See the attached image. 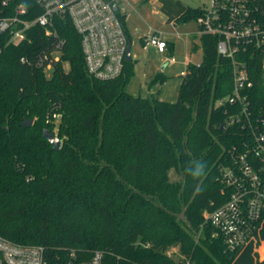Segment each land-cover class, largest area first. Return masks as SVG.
<instances>
[{"label": "trees", "instance_id": "1", "mask_svg": "<svg viewBox=\"0 0 264 264\" xmlns=\"http://www.w3.org/2000/svg\"><path fill=\"white\" fill-rule=\"evenodd\" d=\"M200 15L188 8L177 22ZM55 30L48 37L33 27L0 54V236L43 247L53 264L96 251L101 264H264V225L237 253L202 217L226 199L216 164L242 135L214 107L231 91V63L217 54L216 37L200 35L202 61L186 65L176 101L167 102L126 91L132 61L114 80L88 76L71 22L56 18ZM262 59L258 51L247 62L256 84H264ZM162 80L158 73L148 84ZM250 95L264 104V90Z\"/></svg>", "mask_w": 264, "mask_h": 264}, {"label": "built area", "instance_id": "2", "mask_svg": "<svg viewBox=\"0 0 264 264\" xmlns=\"http://www.w3.org/2000/svg\"><path fill=\"white\" fill-rule=\"evenodd\" d=\"M124 12L118 0H0V54L4 46L23 42L33 27L56 37L55 19L65 17L80 36L87 75L114 80L122 73L128 45L120 18ZM195 22L200 35L216 37L217 54L231 63V91L217 99L214 107L227 115L226 126L242 133L216 164L226 199L204 210L202 217L213 228L212 236L220 237L228 251L238 253L256 241L264 225V104L253 103L250 95L255 88L260 95L264 84L254 83L247 67L255 52L264 54V0H209ZM149 47L163 54L167 41L160 32H152L143 39L142 49ZM101 260V252L96 251L88 260L61 264H101ZM0 264L53 263L43 247L0 236Z\"/></svg>", "mask_w": 264, "mask_h": 264}, {"label": "rangeland", "instance_id": "3", "mask_svg": "<svg viewBox=\"0 0 264 264\" xmlns=\"http://www.w3.org/2000/svg\"><path fill=\"white\" fill-rule=\"evenodd\" d=\"M208 2L209 0H118L119 7L125 11L123 16H127L130 24L137 27L141 25V19L133 17L135 9L140 7L141 11L148 10L146 20L152 24V30L164 31L167 35H162L163 38L174 44V49H168L163 55L152 53V61L146 62L147 57L143 53L139 54L133 76L126 86L129 94L142 97L151 95L167 102L176 101L186 65L188 63L199 65L203 53L197 40L194 42L195 50L191 49V41L184 36L182 25H176L175 20L188 8L201 9L206 7ZM189 24L193 26L194 23ZM158 73L162 74L163 80L152 85V93L148 94L143 82L149 83ZM49 74L50 69L46 70V75L49 76ZM30 121L32 125L33 122ZM169 176L171 181H176L180 177L173 170L169 172ZM168 254L175 259L178 257V251L174 247L168 250Z\"/></svg>", "mask_w": 264, "mask_h": 264}, {"label": "crops", "instance_id": "4", "mask_svg": "<svg viewBox=\"0 0 264 264\" xmlns=\"http://www.w3.org/2000/svg\"><path fill=\"white\" fill-rule=\"evenodd\" d=\"M139 9H140V7H139ZM139 9L138 8L135 9L136 12L134 11L133 17L134 18L139 17L141 19L142 22H141L140 27H137V26H134L133 24H130L127 21V16L124 15L125 29H126L127 34H128V44L131 45V51H130L131 60L130 61L133 62L134 67L137 65V63L139 61L138 57H139L140 53H143L145 55V57H147V58H145V60H146V62H148L149 60L152 61V53L158 54V55H163L168 49L169 50L174 49V44L170 43L167 39L163 38L162 35L166 34L164 31L152 30V24L148 23L146 20L148 10L141 11ZM194 9H196V8H194ZM175 21H176L175 22L176 25H179V24L182 25L181 28L183 29V34L185 37L189 38V40L191 41V49H192V45L194 44V42L196 40L199 41V37H200L199 28H198V25L196 24L195 20H191V21H188L185 23H179V22H177V20H175ZM189 23H194V24H193V26H190ZM152 32H160L161 37L167 41V48L163 54L158 53L152 47H149L146 51H144L142 49L144 37L149 36L150 34H152ZM143 84H144V87L147 89V93L151 94L152 93V86H149V84L148 83L146 84V82L145 83L143 82Z\"/></svg>", "mask_w": 264, "mask_h": 264}, {"label": "water", "instance_id": "5", "mask_svg": "<svg viewBox=\"0 0 264 264\" xmlns=\"http://www.w3.org/2000/svg\"><path fill=\"white\" fill-rule=\"evenodd\" d=\"M114 9L116 10V7H114ZM131 45L128 44L127 45V49H126V56H125V61L128 62L131 60ZM22 126L24 127H30L31 126V121L30 120H26L22 123ZM43 138L45 140H47V142L53 147L54 150H59L60 146H61V141L60 139L57 138L56 135L50 133L48 130H44L43 131Z\"/></svg>", "mask_w": 264, "mask_h": 264}, {"label": "clouds", "instance_id": "6", "mask_svg": "<svg viewBox=\"0 0 264 264\" xmlns=\"http://www.w3.org/2000/svg\"><path fill=\"white\" fill-rule=\"evenodd\" d=\"M197 176H199L200 174H199V172H197V174H196Z\"/></svg>", "mask_w": 264, "mask_h": 264}]
</instances>
